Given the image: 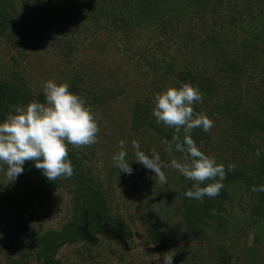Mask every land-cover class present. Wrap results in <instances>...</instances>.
Listing matches in <instances>:
<instances>
[{"label": "trees", "instance_id": "1", "mask_svg": "<svg viewBox=\"0 0 264 264\" xmlns=\"http://www.w3.org/2000/svg\"><path fill=\"white\" fill-rule=\"evenodd\" d=\"M49 79L85 98L98 139L67 146L68 178L49 181L29 160L11 183L0 164V264H264V192L252 191L264 185V0H0V121L44 102ZM184 83L214 121L193 139L236 165L202 201L184 195L194 181L178 170L162 184L132 162L133 140L183 161L152 110ZM121 141L131 175L113 164Z\"/></svg>", "mask_w": 264, "mask_h": 264}, {"label": "clouds", "instance_id": "2", "mask_svg": "<svg viewBox=\"0 0 264 264\" xmlns=\"http://www.w3.org/2000/svg\"><path fill=\"white\" fill-rule=\"evenodd\" d=\"M43 93L44 102L33 100L26 105H13L15 114L0 121V164L6 165L8 182H15L24 172L25 161L29 160L49 181L71 177L73 166L68 159L67 146H87L97 142L98 120L85 98L70 91L67 83L52 79L45 82ZM154 100L152 114L156 122L174 129L175 133L167 142L166 150L170 154L173 150L180 152L184 159L172 158L170 163L165 162L155 149L146 153L140 150L139 141L133 140L135 158L132 162L153 171L162 184L167 183L169 167L178 170L186 179L194 181L192 188L184 193L188 198L202 201L205 196L219 195L228 172L236 165L229 163L226 171L225 165L205 154L192 137L195 128L209 132L214 127V121L206 114L194 112L193 105L203 100L199 87L188 83L178 88L169 87L157 93ZM127 155L121 141V150L112 159L119 172L131 175L134 169ZM256 155L260 156L259 149ZM208 180L213 182L205 184ZM252 191L264 192V185L253 186ZM173 255H164L161 264H173Z\"/></svg>", "mask_w": 264, "mask_h": 264}, {"label": "rangeland", "instance_id": "3", "mask_svg": "<svg viewBox=\"0 0 264 264\" xmlns=\"http://www.w3.org/2000/svg\"><path fill=\"white\" fill-rule=\"evenodd\" d=\"M119 194V192H117V195ZM61 214V212H60ZM134 231H136L137 233H141V229H137V226L134 227L133 229ZM253 232L251 231V234ZM137 237V236H136ZM243 239V238H242ZM69 251L68 250H64V254L65 255H68ZM120 254V252H118ZM134 254V255H133ZM136 251L133 250V252L131 251L130 255L128 254H125V257H127L129 260L130 258L132 257H136ZM74 258V256H73ZM121 260H118V255H114V256H111V257H104L101 259V264H117V263H120ZM84 264H95V262L91 261V260H88V261H85Z\"/></svg>", "mask_w": 264, "mask_h": 264}]
</instances>
